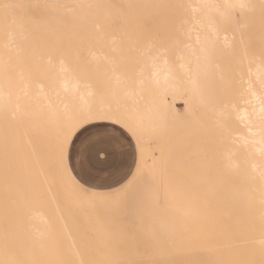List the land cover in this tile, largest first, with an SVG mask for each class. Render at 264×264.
<instances>
[{"label":"rangeland","instance_id":"374dc122","mask_svg":"<svg viewBox=\"0 0 264 264\" xmlns=\"http://www.w3.org/2000/svg\"><path fill=\"white\" fill-rule=\"evenodd\" d=\"M46 1L48 4L44 3V11L48 12L53 2ZM106 1L110 0L102 3ZM68 2L59 8L63 15L68 17L70 12L86 14L77 11V0ZM164 2L159 0L158 8L161 7V13L146 5L154 14L145 10L146 7L142 3L132 5L134 17L129 13V17L123 16L125 20L120 16L128 10L127 5L111 6L115 10L110 7L103 8L101 13L108 14L110 22L106 26L101 21L100 27L105 25L101 30L91 28L92 25L88 26L91 30L87 25L81 26L79 17L70 22L66 18L67 20L63 21L60 19L53 29L56 32L54 42H49L45 36L40 40L26 38L29 47L41 46L43 50L47 49L40 56L35 55V59L39 60H30L29 56L25 59L26 75H34L32 89H38L39 84H42L44 89H54L51 78L52 81L54 77L60 78L59 67L63 62L79 74L82 72L80 89L89 97L90 106L102 108L92 109L91 118L80 120L76 117L67 129L66 126L59 127L60 130L58 128L54 136L55 143L52 145H47L45 140H37L34 148H28L29 152L25 158L21 155L18 157L14 152L12 154L13 141H9V146L5 141L0 142V234H7L0 236V242L3 243L5 238L13 233L18 235L21 229L29 225V215L22 210L34 196L39 204L46 205L45 208L50 213H53L55 208L60 210L62 217L70 220L73 234L70 236L67 231L64 236L66 241L73 243L70 247L78 251L73 256L80 257L81 264H264V203L259 202L256 197L259 195L257 193L261 192H257L260 189L254 190L253 187L252 161L246 146L234 135V130L231 131L237 126L240 131L246 133V127L235 120L237 124L231 129H223L214 125L213 121L219 113L225 118L224 114L228 110V113L235 114L239 109L250 106L247 103L245 105L246 93L251 89L247 81L248 66L253 67L256 61L264 62V0H248L247 9L241 11H229L231 8L227 7L230 13L224 8L223 0L213 1L218 4L211 5L223 12L219 13L221 19L219 14L210 19V22L217 26L216 39L212 37V29L209 31L210 27L207 25L200 27L194 24L193 31L188 32L182 23L186 14L185 7L182 9L183 6L178 2L170 5L171 0L165 3L166 5H163ZM90 4V7L95 5L94 2ZM116 9L123 11L120 13ZM136 11H140L141 17L144 15L150 18L145 19L148 22H143L144 17L142 20L140 17L141 24L145 23L143 26L140 22L138 24L141 26L134 25V19L139 17L136 14L138 17L135 18ZM204 12L205 9L197 12L196 18ZM228 16L233 17V23ZM94 18L96 19V16L92 17ZM126 21L131 23V28L126 25ZM204 22L209 23V20L204 18ZM78 25L83 30L81 35L76 31ZM102 32L105 33L106 39L100 37ZM223 34L231 39V43L229 41V46L220 47L223 50L221 51L217 46ZM205 35L217 41V45L207 60L210 74L202 81L203 101L198 103L196 99H191L193 101L190 102L178 95L173 101L176 113L172 110V103H163L159 113H154L151 120L142 118L141 126L134 118L128 117L126 113L129 111L122 102L128 101V106L137 109L139 106L144 108L152 105L156 96L161 94L158 87L150 86L153 78L148 61L153 57V46L160 50L161 56H167L168 62L176 68L181 78L189 79V76L180 72L179 64L182 60L174 48L177 46L178 50L180 45L181 48L187 47L190 50L192 45L198 50L201 48L202 53L201 41ZM92 37H95V40ZM172 43L173 46L176 45L174 43L178 45L171 48ZM13 48H10L11 53L15 51ZM92 52H96L97 54H94L97 57H94ZM191 55L189 56L193 59L194 56ZM10 63L12 69L20 67H16V60L12 56ZM192 66L193 61L190 62V71ZM53 98L59 103L64 100L61 93H56ZM168 99L172 101L171 96H168ZM205 102L208 107L204 105ZM219 109H225V112ZM95 123L118 125L136 141L135 153L138 150L139 154L134 179L140 177L142 172L145 175L153 172L157 203L162 206L164 212L152 220L144 236L134 233L124 221L122 195L125 188L111 194L86 188L69 167L70 142L79 130ZM70 127V134L66 136L65 130ZM63 146H66L64 163L60 157ZM20 158L28 161L30 166L26 168L18 165L22 161ZM167 164L187 173L200 187L201 171L215 180L210 185L215 198L210 200L204 195L202 199L200 197L203 212L189 210L171 201L164 177ZM24 178L27 182L33 180V185L30 186L29 182L27 186L21 184L20 181ZM236 191L237 195L233 194ZM207 210L211 212L205 213ZM20 240H15L9 248L0 247V264H44L35 260L40 254L36 248L32 250L29 246V236L26 234L24 239ZM50 240L59 243L55 237Z\"/></svg>","mask_w":264,"mask_h":264},{"label":"bare ground","instance_id":"6f19581e","mask_svg":"<svg viewBox=\"0 0 264 264\" xmlns=\"http://www.w3.org/2000/svg\"><path fill=\"white\" fill-rule=\"evenodd\" d=\"M50 1L51 3L53 2V6L48 12L47 11L45 12L44 3L47 2L46 0H0V133L2 134V136H0V142L4 143L5 141L6 143H8L9 146L10 145L9 141H13V144L11 145L12 154L14 152L15 154H18V157L19 155H21L22 157L25 158V156H27L26 155L27 152H29L28 148L31 147L34 148L35 142L39 139L45 140L47 145L48 144L52 145L53 143H55L54 136L57 133L59 127L61 128L66 126L67 129L68 126L75 119L79 118L80 120H82L84 118H91V116L93 115V113H91L92 109L102 108L101 106H96V105L90 106L89 97L85 96L83 91L80 89V85L82 84L80 80V75L82 74V72L79 74L77 70L69 67L63 62L60 63V67H59L60 78L56 79L54 77V80L52 81L51 76L49 77V79L51 78V82L53 83L52 86H54V89L53 88L49 90L44 89L42 84L38 85V89H32L31 86L34 75H30V76L26 75L25 72L27 66L25 64V59L27 56H29L30 60L31 59L34 60L35 55L38 54V56H40L41 54L45 53L47 49L43 50L41 46H37L35 48L29 47L26 38L32 37L40 40L41 37L45 36V38H47V40L51 42L54 40L56 34L55 30L53 31V29L55 28V26H57V23H59L58 21L60 19H62L63 21V19L66 18L69 19L66 20L70 22V21H75V19L79 17L81 26L87 25L88 27L89 25L90 26L92 25L91 28L94 27L97 30L104 29L103 27L105 25L107 26V23L109 25L110 16H108V14L106 13H101V11L103 10V8H108V7H110V9L112 10H115L111 6L127 5L128 10L125 11L124 15L122 11L125 9L122 8L123 9L122 11H120L121 9L120 10L116 9L117 11L119 10L120 13H122L120 16L122 20H125L123 19V16L124 17L126 16L127 18L129 13L131 14L134 13L132 5L135 4L138 5V3L140 5L142 3L144 7H146L145 10L147 9V6H151V10L154 9L155 11L156 9L155 12H157L158 10V12L161 13L162 11L159 10L161 8L160 6H159L160 8H158L159 0H133L132 2L131 0H123V1L110 0L109 2L106 1L107 3L106 2L102 3L105 0H103L102 2L98 0L97 1L77 0L78 1L77 11L80 10L82 13L86 12L87 15L86 14L80 15L79 13L70 12L67 17L63 15L62 11L59 8L62 5H66L67 3H69L68 2L69 0H61V1L50 0ZM164 1L165 2L163 5H166L165 3H168L169 0L168 1L164 0ZM213 1L215 0H171V3L170 2L169 3L170 5L171 4L173 5L178 2L180 6L181 5L183 6V7L181 6L182 9L185 7L184 13L186 12V14L182 20L183 21L182 23L185 24L183 25L184 27H187L188 32L193 31L192 29L194 24L200 27L207 25L208 27H210V30L208 29L209 31H211L212 29V34L214 35L212 37L215 38L218 37V34L215 32L217 26L215 27L214 23L210 22L211 21L210 19H212L214 16H217L219 13L222 14L223 12H219V10H217L216 7H213L211 5ZM223 1L225 2L224 8H226V10L229 8H231L229 9V11L233 9H239L240 11L247 9L248 0H223ZM92 2H94L95 5L93 7H90L88 4ZM75 4H77V2ZM216 4L218 3H215V5ZM90 5L92 6V4ZM143 5L141 7H143ZM46 6L48 7V5ZM153 6L156 8H154ZM202 9H205L204 14H200V16L196 18L195 14L197 12H201ZM147 10L150 11V9ZM141 11L143 12L144 9ZM136 12H135V18L137 16L136 14H138L139 17L137 16L138 19L137 20L134 19V20L137 22L138 20H140V17L142 15L139 13L140 11L138 13ZM150 12L153 13V11ZM145 13L147 12L145 11ZM229 13L228 15L231 16V14ZM221 14H219L218 16L220 17V19L222 17L220 16ZM224 14H226V11ZM157 15L159 14L157 13ZM95 16L96 19L95 18L92 19V17ZM131 16L134 17V14H132ZM143 17L144 19L142 20ZM143 17H141V20L143 22L145 19L147 20L150 19V18H146V16L144 15ZM132 18L130 20H132ZM204 18L209 20V23H205L206 21L204 22ZM228 18L233 23V20L231 19L233 17L230 18L228 16ZM141 20L138 21L137 23L135 21L134 22L136 24L140 22L141 24ZM101 21L105 23L104 26L101 25L102 28L100 27ZM76 22L78 23V21ZM143 22L142 24H145ZM125 23H127L126 25L131 24V23L128 24L127 21ZM135 23L134 25L136 27L140 25V24L136 25ZM126 25L124 24V26ZM81 26L79 27L78 25L77 27L79 28L78 30H76L80 35L82 34L83 31ZM129 26H130L129 28H131V25ZM127 27L128 26H126V28ZM95 29L92 30H94V32H97ZM105 31L106 30H104V32ZM104 32H102L103 35H101L100 37L105 36ZM94 38L92 37V39ZM104 38L106 39V37ZM211 38L208 35L203 36L202 38L203 40L201 41L203 42L202 53H201V48L198 50L194 46L192 47L191 45V47L189 48L190 50H188L187 47L181 48L180 45L174 43L179 47L177 50L176 49L177 46L174 45L176 46L174 48L172 43L171 48L175 49V53H177L179 55L180 60H182V62L179 64L180 72L182 74L184 73L186 76H189V79L181 78L176 68L171 63L168 62L166 58L167 56L165 57L161 56L160 50L154 45L157 49L154 48L153 46L152 48L153 57L151 58L152 60L150 59L151 61L150 60L148 61L150 62L149 64L152 68L151 77L153 78V82L150 84V86L152 85L158 87L160 89L161 94L156 96V99L154 100V102H152L153 103L152 105L145 106L144 108H142V106H139V108L137 109L134 108V106L131 107L128 106L129 105L128 101L122 102V104H124L127 107V110L129 111V113H126V115H128V117L134 118L136 123L139 126H141L142 118L146 117L149 120H151L154 113L156 114L159 113L158 111L160 110L161 107L160 105L163 103L166 105L172 103L171 104L172 110L174 113H176L173 101L176 99V96L178 95L183 96L185 100L190 101L191 99H196L198 103H201V101H203L201 100L203 95L201 90L202 81L206 79V77L210 74V69L207 67L208 66L207 60H209L208 58H210V54H212L213 48L217 45L216 44L217 41ZM220 38L222 39L220 41L221 44L219 43L220 46L219 44L217 46L218 50L220 47L223 46L227 47L226 45L229 46V41L231 43V39H228L227 36H225L224 34L223 37ZM11 47L15 48V51L13 53L10 52ZM220 50L223 51L222 48H220ZM221 51H218V53ZM94 53L96 52H92V54ZM191 54L194 56L193 59L189 56ZM11 56L15 58L16 67L20 66L19 68L12 69V65L10 63ZM93 56L97 57V55L95 54ZM191 61H193L192 71H190L189 68ZM247 81L251 89H248V93H246L247 100L245 99L246 100L245 105L249 104L250 106H245L248 108L239 109L238 111H236L235 114H232L231 112L228 113L230 111L228 109H226L228 110L226 112L224 111L225 109L224 110L219 109V110H223L226 113L224 114L226 116L225 118H223L224 116L222 117V114L219 113L218 115H215V117L216 116L217 117L214 118L213 121H214V125H217L223 129H231L232 126H234V124H237L236 121L240 122L242 126L246 127V133L240 131L239 130L240 128L237 126L231 129V131L234 130L233 131L234 135L237 136L240 139V141L246 146V149L252 161L251 167L253 173V187L255 188L253 189L254 190L260 189L257 192H261V193H257L259 195H256V197L259 200V202L264 203V62L256 61L253 67L248 66ZM86 85L88 86L89 84L87 83ZM147 87L149 86L147 85ZM35 88H37V86ZM56 93L57 94L61 93L63 95L64 100L62 102L60 101L59 103V101H56L53 98V95H55ZM168 96H171L172 101H169ZM206 102L204 105H207ZM208 106L209 105H207V107ZM207 113L209 112L207 111ZM212 116H214V113ZM65 131H66V136L67 135L69 136L71 127ZM65 148L66 146H63L61 150ZM21 160L22 161L18 163V165L24 166L26 168L30 166L28 161H25L23 159ZM28 182L25 178L20 181L21 184L26 186ZM45 182L46 181H44V183ZM29 185L30 186L33 185V180H30ZM49 187L50 186H48V188ZM45 206L46 205L44 204L43 205L39 204L36 201L35 197L32 196V201L30 200L28 206H26V208L22 210V212H26L29 215V220H30L29 225H27L24 229H21V232L18 233V235L13 233L9 237H7V239L5 238V241L3 243L0 242V247L9 248V246H11V244L15 240H18L19 238L23 240L27 234L29 236V246L31 247V249L35 250L36 248V251H39L40 255L37 259H35L36 261L43 262L44 264H81L80 262L82 261V259L80 257L73 256V254L78 253V251L70 247L73 245V243H70L71 242L70 240H69L70 242L66 241L67 238H65L64 236L65 234H67L66 233L67 231H68V235L71 236L73 234L71 231L73 227L70 224V220L62 217L61 215L62 213L60 212V210L58 211L57 209L54 208V212L50 213L45 208ZM1 235H7V234L2 233L0 234V236ZM52 237L57 238L59 243L57 241L56 242L58 244L56 242H52L50 240ZM202 238L203 237H201V239ZM178 239H176V241ZM56 244L57 247L55 246ZM1 260H8V259L1 258ZM15 260H19V259H15Z\"/></svg>","mask_w":264,"mask_h":264},{"label":"crops","instance_id":"0c3cea01","mask_svg":"<svg viewBox=\"0 0 264 264\" xmlns=\"http://www.w3.org/2000/svg\"><path fill=\"white\" fill-rule=\"evenodd\" d=\"M230 142L239 146L233 140ZM135 144L137 145L131 135L118 125L91 124L79 130L70 142L68 163L77 180L86 188L108 194L125 188L122 195L124 221L134 233L144 236L147 234L149 224L162 214L164 209L157 203L158 195L152 180L153 172L147 175L142 172L140 177L134 179L139 154L138 150L135 153ZM101 147L105 150L101 154L102 162L97 161L95 156L96 149ZM65 152L66 148L61 150L60 157L63 163ZM245 162L248 175L246 155ZM69 175L71 177L70 173ZM164 177L168 196L179 206L203 212L200 197L202 199L204 195L210 200L215 198L210 186L215 180L210 179L202 171L201 187L187 173L169 164L165 167ZM233 194L237 195V191ZM209 212L211 211L207 210L205 213Z\"/></svg>","mask_w":264,"mask_h":264},{"label":"snow or ice","instance_id":"6c2138e0","mask_svg":"<svg viewBox=\"0 0 264 264\" xmlns=\"http://www.w3.org/2000/svg\"><path fill=\"white\" fill-rule=\"evenodd\" d=\"M105 150L101 147V148H97L96 151H95V156H96V159L97 161H101V154L104 153Z\"/></svg>","mask_w":264,"mask_h":264}]
</instances>
